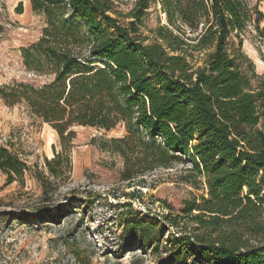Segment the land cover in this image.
<instances>
[{
	"label": "trees",
	"instance_id": "16d2710c",
	"mask_svg": "<svg viewBox=\"0 0 264 264\" xmlns=\"http://www.w3.org/2000/svg\"><path fill=\"white\" fill-rule=\"evenodd\" d=\"M121 1L31 0L48 25L22 49L24 62L54 78L0 88L1 97L25 102L63 143L75 125H123L125 136L103 142L123 156V179L191 162L189 173L205 178L207 195L167 215L182 230L169 250L173 262H187L195 251L199 264H264V77L243 49L246 31L264 38V12L249 0H136L124 23L117 16ZM155 2L168 23L152 39L142 27ZM202 22L203 32L190 37L188 27ZM211 45L210 59L195 68L187 49ZM63 158L57 152L46 159L53 177L62 174ZM23 168L0 148V170L12 178ZM160 226L138 217L126 223L125 236L139 237L146 250Z\"/></svg>",
	"mask_w": 264,
	"mask_h": 264
},
{
	"label": "rangeland",
	"instance_id": "374dc122",
	"mask_svg": "<svg viewBox=\"0 0 264 264\" xmlns=\"http://www.w3.org/2000/svg\"><path fill=\"white\" fill-rule=\"evenodd\" d=\"M249 1L264 12V0ZM135 3L118 4L122 22L128 23ZM164 23L161 4L155 2L146 12L142 32L154 39ZM47 25L46 14L35 10L31 0H0V88L53 80L54 75L28 69L22 53L43 36ZM204 28V22L197 29L188 27V35L197 37ZM260 34L257 29L246 31L243 49L264 77ZM214 49L187 51L196 68L205 65ZM259 127L264 129V122ZM71 130L74 134L63 143L53 125L25 102L9 104L0 95V148L24 164L12 178L0 170V264H199L195 251L189 252L187 262L170 260L169 250L182 230L166 218L179 213L184 201L207 195L205 178L189 173L192 163L154 168L129 181L122 176L123 156L103 147L104 140L126 135L123 125L112 130L75 125ZM57 152H63V172L53 177L46 159ZM138 217L162 225L157 242L146 250L139 237L130 241L125 236L126 223Z\"/></svg>",
	"mask_w": 264,
	"mask_h": 264
}]
</instances>
